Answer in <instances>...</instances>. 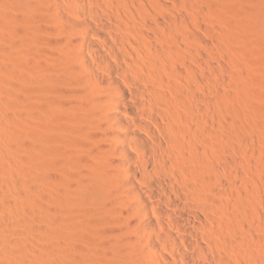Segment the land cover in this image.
Wrapping results in <instances>:
<instances>
[{"label": "bare ground", "instance_id": "obj_1", "mask_svg": "<svg viewBox=\"0 0 264 264\" xmlns=\"http://www.w3.org/2000/svg\"><path fill=\"white\" fill-rule=\"evenodd\" d=\"M200 2L0 0V264H264L228 4Z\"/></svg>", "mask_w": 264, "mask_h": 264}, {"label": "rangeland", "instance_id": "obj_2", "mask_svg": "<svg viewBox=\"0 0 264 264\" xmlns=\"http://www.w3.org/2000/svg\"><path fill=\"white\" fill-rule=\"evenodd\" d=\"M216 2L217 4L222 3L224 5H229V7L228 5H226L227 8H224L225 11L221 14L223 15L222 17L226 15V18L224 17V20H222L223 18L217 13V11L213 12H216L218 16H220V21L222 20L221 23L219 21V25L223 30H220L221 28L219 27L220 29L218 28L217 30L220 32V34L218 35L225 36L226 34L227 36H225V38L224 36H220V38L222 37L224 39H220V41L222 40V44L218 46V48L222 47L223 49L220 50V48L218 50H220L219 52L224 59L226 57L228 61L230 60V62L234 59L231 62L232 65L225 59L233 67L225 71L229 78L224 84L221 83L219 87L221 88L224 94L226 93L225 95H235L236 93L240 95L239 97H241L243 101L239 99L238 104H236V106L239 105V107H241L239 108L241 112L246 115L243 121L241 119L240 121L236 119L239 121H237L236 124L246 129L245 132L247 134V140L244 142L243 147L247 150L248 154L251 155L252 158H264V0H241V3L239 0H201L200 7L204 6L205 8H207L211 4H216ZM198 12L201 14L202 10H198ZM203 12H205V10ZM19 119L20 118H18L16 121L18 123V127L22 128V126L24 125V121H22V119ZM19 128L14 129L13 134H11V136H15L16 134H18V132L21 130ZM8 156H10V158L12 157V159H9L7 157L8 160H10V163H13L17 160L18 161L15 163L19 162V159L16 156ZM13 180L10 181L13 184L8 182L7 185L4 184V188H11V186L13 185L12 188H8V190L11 193H13L14 191L13 194H16L18 192V189L16 188H18V186H21V182L19 179H17V182H15L16 179L14 181ZM31 207V205H27V208L33 211V207ZM99 243L97 245H99ZM104 244V242H101L102 247L104 246ZM99 249H96L93 252H88L90 256H88V254L86 255V251L82 252L81 250V252L79 250L75 253L73 252L74 255L71 251H69L70 253L68 251H62L60 258L61 260L63 259V261L66 259L65 262H68L69 264H91L92 261L95 259H99V262H104V260L106 259L103 258L104 256L102 257L103 254L99 251ZM68 253L72 255H69Z\"/></svg>", "mask_w": 264, "mask_h": 264}]
</instances>
